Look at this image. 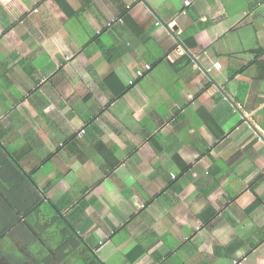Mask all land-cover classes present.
<instances>
[{
	"label": "crops",
	"instance_id": "1",
	"mask_svg": "<svg viewBox=\"0 0 264 264\" xmlns=\"http://www.w3.org/2000/svg\"><path fill=\"white\" fill-rule=\"evenodd\" d=\"M60 1L0 0L6 151L105 264H264V0Z\"/></svg>",
	"mask_w": 264,
	"mask_h": 264
},
{
	"label": "trees",
	"instance_id": "2",
	"mask_svg": "<svg viewBox=\"0 0 264 264\" xmlns=\"http://www.w3.org/2000/svg\"><path fill=\"white\" fill-rule=\"evenodd\" d=\"M60 4L67 6L62 0ZM102 50L112 65L124 54L118 45L102 47ZM179 63L189 65L191 59L185 55ZM152 66L155 64L145 68L144 73ZM105 83L116 96L126 92V85L115 72L106 77ZM0 264H105L76 233L74 225L57 205L45 198L1 142Z\"/></svg>",
	"mask_w": 264,
	"mask_h": 264
},
{
	"label": "built area",
	"instance_id": "3",
	"mask_svg": "<svg viewBox=\"0 0 264 264\" xmlns=\"http://www.w3.org/2000/svg\"><path fill=\"white\" fill-rule=\"evenodd\" d=\"M215 67H216V68H220V67H221V64H220V63H216V64H215ZM145 68L148 69L149 66L146 65ZM143 74H144V71H138V75H139V76H142ZM130 82L132 83V81H130Z\"/></svg>",
	"mask_w": 264,
	"mask_h": 264
}]
</instances>
